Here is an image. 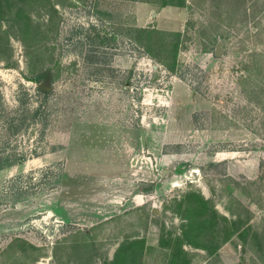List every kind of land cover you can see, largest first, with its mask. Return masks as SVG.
<instances>
[{"label": "rangeland", "instance_id": "1", "mask_svg": "<svg viewBox=\"0 0 264 264\" xmlns=\"http://www.w3.org/2000/svg\"><path fill=\"white\" fill-rule=\"evenodd\" d=\"M0 155V264H264V0H0Z\"/></svg>", "mask_w": 264, "mask_h": 264}, {"label": "trees", "instance_id": "2", "mask_svg": "<svg viewBox=\"0 0 264 264\" xmlns=\"http://www.w3.org/2000/svg\"><path fill=\"white\" fill-rule=\"evenodd\" d=\"M146 2L156 3L160 7H165L168 5L173 6H185L187 0H143ZM136 40L140 43L142 47H144L148 53L152 55V57H156V53L163 52V56L160 57V62L164 63L168 70L175 72L178 65V53H179V45H180V35L181 32L171 33L160 30L158 28H139L137 29ZM173 35L172 38L170 36ZM169 38V39H168ZM44 74V73H43ZM44 75H41L43 77ZM39 109H37L34 115H38ZM14 120V121H13ZM17 116H13L12 121L10 120V124H14L17 121ZM20 122L24 123V118H20ZM23 158H19L11 160L7 156L4 158L0 155V170L16 164L17 162H21Z\"/></svg>", "mask_w": 264, "mask_h": 264}, {"label": "water", "instance_id": "3", "mask_svg": "<svg viewBox=\"0 0 264 264\" xmlns=\"http://www.w3.org/2000/svg\"><path fill=\"white\" fill-rule=\"evenodd\" d=\"M216 53L217 54H220L221 53V42L218 43V46H217V50H216ZM50 78H48V80L46 82H43V83H39L38 86L41 90H44V91H50L53 89V86L50 84ZM144 139H145V136H144Z\"/></svg>", "mask_w": 264, "mask_h": 264}, {"label": "crops", "instance_id": "4", "mask_svg": "<svg viewBox=\"0 0 264 264\" xmlns=\"http://www.w3.org/2000/svg\"><path fill=\"white\" fill-rule=\"evenodd\" d=\"M144 136H145V139H146V135L145 134H143ZM144 142H145V140H144Z\"/></svg>", "mask_w": 264, "mask_h": 264}]
</instances>
